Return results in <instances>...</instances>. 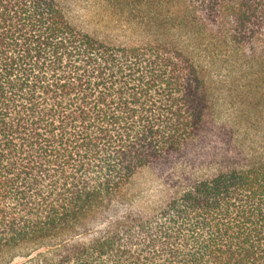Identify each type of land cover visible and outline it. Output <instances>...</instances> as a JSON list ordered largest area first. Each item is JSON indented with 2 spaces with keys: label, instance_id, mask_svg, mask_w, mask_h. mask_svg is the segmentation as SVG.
<instances>
[{
  "label": "trees",
  "instance_id": "16d2710c",
  "mask_svg": "<svg viewBox=\"0 0 264 264\" xmlns=\"http://www.w3.org/2000/svg\"><path fill=\"white\" fill-rule=\"evenodd\" d=\"M100 8L104 38L60 0H0V264H264V144L151 212L125 193L198 136L216 61L244 59L264 106V0Z\"/></svg>",
  "mask_w": 264,
  "mask_h": 264
},
{
  "label": "rangeland",
  "instance_id": "374dc122",
  "mask_svg": "<svg viewBox=\"0 0 264 264\" xmlns=\"http://www.w3.org/2000/svg\"><path fill=\"white\" fill-rule=\"evenodd\" d=\"M67 19L77 28L104 38L101 0H60ZM245 60H218L208 67L210 98L198 136L177 152L136 173L125 188L133 208L151 212L181 183H189L231 167L244 158L239 151L264 143V106L250 84ZM256 69V67H253ZM259 150V149H258Z\"/></svg>",
  "mask_w": 264,
  "mask_h": 264
}]
</instances>
